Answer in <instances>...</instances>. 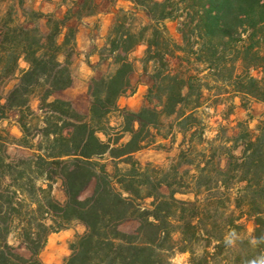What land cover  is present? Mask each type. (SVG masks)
<instances>
[{
  "label": "trees",
  "instance_id": "trees-1",
  "mask_svg": "<svg viewBox=\"0 0 264 264\" xmlns=\"http://www.w3.org/2000/svg\"><path fill=\"white\" fill-rule=\"evenodd\" d=\"M97 1L60 0L62 21L34 14L47 19V35L16 15L0 21V123L18 119L17 147L31 155L11 160L9 135L0 131V264H42L50 236L73 223L86 232L65 264H174L177 255L188 264H242L264 245L253 250L243 239L230 250L223 236L264 233V115L256 135L240 123L237 136L222 130L204 142L196 113L229 102L228 119L232 99L264 105V0H126L149 26L116 31L111 72L91 82L82 116L54 96L72 87L67 55L76 32L66 25L97 17ZM166 23L176 25L181 45ZM140 46L152 86L147 105L133 114L118 103L130 90L140 63L130 55ZM171 54L181 55L184 73L170 65ZM162 117L173 118L182 138L178 162L165 172L135 159L156 145ZM58 184L62 203L53 194ZM92 184V196L81 201ZM128 222L139 228L120 236Z\"/></svg>",
  "mask_w": 264,
  "mask_h": 264
},
{
  "label": "rangeland",
  "instance_id": "rangeland-1",
  "mask_svg": "<svg viewBox=\"0 0 264 264\" xmlns=\"http://www.w3.org/2000/svg\"><path fill=\"white\" fill-rule=\"evenodd\" d=\"M20 1L22 6L19 5ZM98 16L85 19L82 22L73 20L66 25V30L88 29L90 31L89 39L86 40L85 50H79L75 47L69 50L67 59L71 63L72 87L70 90L59 93L54 96L55 100L69 102L74 110L82 116H87L90 106L88 89L93 80L99 81L104 76L109 75L112 69L113 57L111 42L115 39L114 34L122 26V33L131 32L136 34L143 28L149 26L147 17L140 11H135L131 4L126 0H98ZM66 9L61 6L60 0H53L48 5L38 4L37 0H0V21L8 14L17 16L19 22L26 29H39V31L47 35V19L39 20L38 16H52L62 21L65 17ZM101 16V17H100ZM105 20V21H102ZM171 38L174 43L181 45V39L177 35L176 25L166 23ZM64 36V35H63ZM61 37V41L63 40ZM145 47L140 46L130 55L131 60H137L136 73L130 79V90L125 96L119 100V107L130 113H138L147 105L146 97L152 86L150 79L151 67L146 69L142 65ZM181 55L171 54L169 58L170 65L179 72H185L183 67L179 68L177 57ZM21 68L25 69V65L21 64ZM146 70H148L146 72ZM1 92V91H0ZM1 93H4L2 91ZM229 100L225 97L223 101ZM233 114L227 119L229 110V102L215 109L204 107L196 113V118L202 123L204 142H211L216 135L222 130L225 131L229 138L238 134V124L245 123L250 132L256 135L259 122L264 115V105L254 103L252 101L242 102L240 99H232ZM37 103H33L32 108L37 111ZM18 119L13 115L7 122L0 123V131L9 135V146L7 154L11 160L18 158H29L31 155L26 150L17 147L21 138L19 126L16 124ZM173 127V118H161V130L156 145L137 154L135 159L142 166L151 167L161 171H168L177 164L180 144L182 138L177 134V130ZM223 128V129H222ZM194 138L199 142V134ZM36 135V134H34ZM189 141V138H188ZM187 141V142H188ZM94 191V184L90 185L82 194L81 201L90 198ZM167 193V190H164ZM54 197L62 203L64 195L61 186H54ZM139 225L135 222H128L119 228L120 236L130 237L135 234ZM86 232V228L80 223H73L67 230L50 236L48 244L41 255L42 264H65L70 256V246L77 237H82ZM17 253L24 259H29L30 254L27 250L13 244ZM189 257L187 255H177L174 264H188Z\"/></svg>",
  "mask_w": 264,
  "mask_h": 264
},
{
  "label": "clouds",
  "instance_id": "clouds-1",
  "mask_svg": "<svg viewBox=\"0 0 264 264\" xmlns=\"http://www.w3.org/2000/svg\"><path fill=\"white\" fill-rule=\"evenodd\" d=\"M247 239L248 245L251 249L255 250L264 245V233L259 236L250 234L249 236H243L238 233L235 229H230L225 232L223 236V243L227 249H235L237 247L238 241ZM242 264H264V250H261L256 255L251 258L241 257Z\"/></svg>",
  "mask_w": 264,
  "mask_h": 264
},
{
  "label": "crops",
  "instance_id": "crops-1",
  "mask_svg": "<svg viewBox=\"0 0 264 264\" xmlns=\"http://www.w3.org/2000/svg\"><path fill=\"white\" fill-rule=\"evenodd\" d=\"M55 1V0H54ZM38 4L48 5L50 3H46L42 0H37ZM101 17V16H100ZM105 21V20H102ZM90 35V31L88 29H78L77 37H76V48L79 50H85L86 40L89 39L88 36Z\"/></svg>",
  "mask_w": 264,
  "mask_h": 264
}]
</instances>
